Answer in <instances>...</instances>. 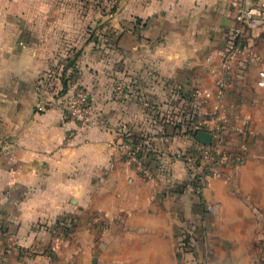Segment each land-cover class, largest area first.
Returning <instances> with one entry per match:
<instances>
[{"label": "crops", "instance_id": "crops-1", "mask_svg": "<svg viewBox=\"0 0 264 264\" xmlns=\"http://www.w3.org/2000/svg\"><path fill=\"white\" fill-rule=\"evenodd\" d=\"M263 2L241 4L256 13ZM239 5L0 0V251L8 250V264L32 242L26 229L38 216L83 209L114 230L104 252L113 264H182L172 250L175 229L200 209L190 189L176 187L186 170L174 153L196 146L181 134L185 119L206 112L225 116L234 139L244 122L256 134L245 163L209 178L203 196L217 211L206 220L211 236L257 227L244 201L264 209V87L256 84L264 23L244 26L229 53ZM102 19L110 24L104 34L116 38L95 46L86 27ZM81 90L85 114L73 108Z\"/></svg>", "mask_w": 264, "mask_h": 264}, {"label": "rangeland", "instance_id": "rangeland-1", "mask_svg": "<svg viewBox=\"0 0 264 264\" xmlns=\"http://www.w3.org/2000/svg\"><path fill=\"white\" fill-rule=\"evenodd\" d=\"M108 4H104L106 11L111 10V4ZM99 6L102 9V5ZM121 25L129 27L125 22H121ZM109 28L110 24L105 19L89 24L86 27L89 34L86 38L95 46L113 43L116 37L104 34L110 31ZM225 87L226 83L221 93ZM85 120L86 116L84 123ZM185 125L181 134L194 138L196 146L202 144L196 137L198 132L208 135L214 156L201 191L195 192L192 189L187 171L185 182L176 185L178 189H190L197 197L200 209L198 216L187 218L184 226L175 229L176 241L172 250L177 262L180 263V259L184 258L182 264H264V209L256 210L255 206L250 205L251 202L244 201L242 197L257 217V227L217 228V231L222 230V236L214 238L211 235L215 234V229L208 227L206 220L217 213L216 207L203 196L212 174L221 177L225 175L226 168L235 169L245 163L250 149L247 145L256 139L255 132L248 122H244L241 128L237 129L236 140L232 135V130H235L232 128L233 124H229L225 116L218 117L208 112L186 117ZM183 167L185 168L184 164ZM1 230L10 236L13 234L8 228ZM106 230L109 232L104 237L103 231L107 232ZM113 231L97 213L84 214V209L77 212L66 211L58 215L42 214L26 229L27 235L34 234V237L31 243L18 247L17 261L18 264H113L112 260L104 257V252L110 247ZM7 256L8 250L2 249L0 264H8Z\"/></svg>", "mask_w": 264, "mask_h": 264}, {"label": "built area", "instance_id": "built-area-1", "mask_svg": "<svg viewBox=\"0 0 264 264\" xmlns=\"http://www.w3.org/2000/svg\"><path fill=\"white\" fill-rule=\"evenodd\" d=\"M240 5L237 9V25L232 29L227 41L228 52H235L238 50L239 39L242 33V28L246 25L256 26L264 23V2L259 5L256 13H253L251 9L246 8L243 4L244 0H238ZM257 85L264 86V70L258 72L256 80ZM225 81H221L219 84V92L221 93ZM76 99L73 101V108L77 111L86 113L89 107V100L85 91H78ZM162 139L168 141V136L162 134ZM138 150L145 149V146L138 145ZM133 150V149H132ZM130 150V153H132ZM175 157L179 158L185 166L188 173V181L192 185V189L195 192L201 191L208 177L211 161L214 156V149L210 143L200 144L193 149L179 150L174 153Z\"/></svg>", "mask_w": 264, "mask_h": 264}, {"label": "water", "instance_id": "water-1", "mask_svg": "<svg viewBox=\"0 0 264 264\" xmlns=\"http://www.w3.org/2000/svg\"><path fill=\"white\" fill-rule=\"evenodd\" d=\"M197 139L201 141L203 144H208L209 143V137L207 134L198 132L196 135Z\"/></svg>", "mask_w": 264, "mask_h": 264}, {"label": "trees", "instance_id": "trees-1", "mask_svg": "<svg viewBox=\"0 0 264 264\" xmlns=\"http://www.w3.org/2000/svg\"><path fill=\"white\" fill-rule=\"evenodd\" d=\"M73 61H74V60L69 61L68 63L70 64V63H72ZM69 64H68V65H69ZM68 65H67V66H68ZM66 86H67V84H66V80H63V87H64V89L66 88Z\"/></svg>", "mask_w": 264, "mask_h": 264}]
</instances>
